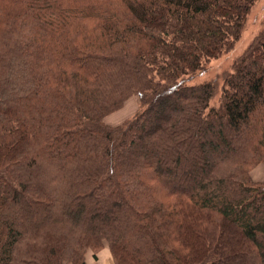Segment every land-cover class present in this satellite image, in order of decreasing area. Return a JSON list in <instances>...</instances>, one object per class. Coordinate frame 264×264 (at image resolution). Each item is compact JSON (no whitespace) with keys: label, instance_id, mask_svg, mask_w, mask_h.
Returning <instances> with one entry per match:
<instances>
[{"label":"trees","instance_id":"trees-1","mask_svg":"<svg viewBox=\"0 0 264 264\" xmlns=\"http://www.w3.org/2000/svg\"><path fill=\"white\" fill-rule=\"evenodd\" d=\"M256 1L0 0V264H264Z\"/></svg>","mask_w":264,"mask_h":264},{"label":"rangeland","instance_id":"rangeland-1","mask_svg":"<svg viewBox=\"0 0 264 264\" xmlns=\"http://www.w3.org/2000/svg\"><path fill=\"white\" fill-rule=\"evenodd\" d=\"M263 26L264 0H257L246 18L241 35L234 47L231 50L222 53L217 58L212 59L207 65L208 68L199 73L192 81L201 82L204 80L216 79L218 83H220L223 73L230 69L233 60L248 47ZM213 101H217V97ZM139 108V98L137 95H132L119 109L110 113L106 117V121L111 125L122 124L127 119L132 118ZM251 176L255 181H264V162H260L252 168ZM87 254L89 255L87 256ZM87 258L95 264H114V258L107 242H105L103 247L96 251L88 249L85 253V259L88 260Z\"/></svg>","mask_w":264,"mask_h":264},{"label":"crops","instance_id":"crops-1","mask_svg":"<svg viewBox=\"0 0 264 264\" xmlns=\"http://www.w3.org/2000/svg\"><path fill=\"white\" fill-rule=\"evenodd\" d=\"M106 248V247H105ZM89 254H87V256H88ZM88 260H86L87 261V263L88 264H95V263H92L91 261H90V259L89 258H87Z\"/></svg>","mask_w":264,"mask_h":264}]
</instances>
